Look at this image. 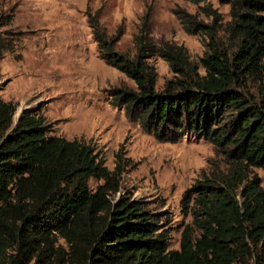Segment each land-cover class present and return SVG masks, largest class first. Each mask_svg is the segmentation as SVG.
<instances>
[{
  "label": "trees",
  "instance_id": "16d2710c",
  "mask_svg": "<svg viewBox=\"0 0 264 264\" xmlns=\"http://www.w3.org/2000/svg\"><path fill=\"white\" fill-rule=\"evenodd\" d=\"M219 1L229 6L225 22L210 7L209 22L175 11L186 31L207 36L198 61L183 45L152 40L146 22L134 54L121 53V33L108 35L87 17L105 63L135 85L113 91L127 118L158 142L203 138L226 162L225 172L186 191L192 221L179 250L169 249L159 215L120 195L132 162L121 150L109 170L90 146L49 135L41 117L23 113L11 128L16 106L0 99V264H264V186L249 175L264 173V97L253 103L245 93L251 80L264 79V0ZM3 49L0 42V57ZM156 56L172 73L161 91Z\"/></svg>",
  "mask_w": 264,
  "mask_h": 264
},
{
  "label": "rangeland",
  "instance_id": "374dc122",
  "mask_svg": "<svg viewBox=\"0 0 264 264\" xmlns=\"http://www.w3.org/2000/svg\"><path fill=\"white\" fill-rule=\"evenodd\" d=\"M205 7L222 22L229 19L228 4L219 0H0V42L7 48L0 57V99L16 106L11 128L28 111L44 120L49 135L93 148L109 170L121 150L132 162L121 175L119 193L144 202L161 217L170 250H179L181 232L192 221L183 210L186 191L225 172L226 162L203 138L158 142L127 118L113 91L135 90V85L105 63L87 17H96L108 35L121 33L115 46L121 53L134 54V35L146 22L152 40L183 45L198 61L207 36L186 31L175 11L209 22ZM7 17L10 21L2 25ZM219 36L226 39L222 32ZM150 62L157 73L155 89L161 91L172 73L162 58ZM263 91L264 79L251 80L245 93L260 103ZM249 175L264 186L261 170L251 169ZM197 239L196 233L193 242Z\"/></svg>",
  "mask_w": 264,
  "mask_h": 264
},
{
  "label": "water",
  "instance_id": "95a60500",
  "mask_svg": "<svg viewBox=\"0 0 264 264\" xmlns=\"http://www.w3.org/2000/svg\"><path fill=\"white\" fill-rule=\"evenodd\" d=\"M27 113H29L28 111H27ZM20 118V117H19ZM19 120V119H18ZM18 122V121H17Z\"/></svg>",
  "mask_w": 264,
  "mask_h": 264
},
{
  "label": "bare ground",
  "instance_id": "6f19581e",
  "mask_svg": "<svg viewBox=\"0 0 264 264\" xmlns=\"http://www.w3.org/2000/svg\"><path fill=\"white\" fill-rule=\"evenodd\" d=\"M15 116H16V115H15ZM15 116H14V117H15Z\"/></svg>",
  "mask_w": 264,
  "mask_h": 264
}]
</instances>
